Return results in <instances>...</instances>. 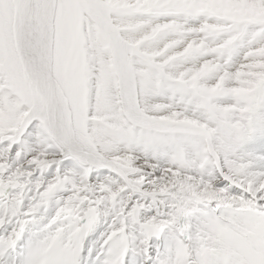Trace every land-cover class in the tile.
<instances>
[{
    "label": "snow or ice",
    "instance_id": "obj_1",
    "mask_svg": "<svg viewBox=\"0 0 264 264\" xmlns=\"http://www.w3.org/2000/svg\"><path fill=\"white\" fill-rule=\"evenodd\" d=\"M264 225V0H0V264H219Z\"/></svg>",
    "mask_w": 264,
    "mask_h": 264
},
{
    "label": "clouds",
    "instance_id": "obj_2",
    "mask_svg": "<svg viewBox=\"0 0 264 264\" xmlns=\"http://www.w3.org/2000/svg\"><path fill=\"white\" fill-rule=\"evenodd\" d=\"M233 231L243 236V243L234 239L231 247L223 246L221 264H264V225L258 218L246 214Z\"/></svg>",
    "mask_w": 264,
    "mask_h": 264
}]
</instances>
